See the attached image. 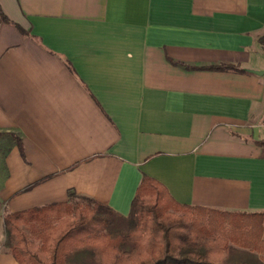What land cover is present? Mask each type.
I'll return each instance as SVG.
<instances>
[{
    "label": "crops",
    "instance_id": "crops-1",
    "mask_svg": "<svg viewBox=\"0 0 264 264\" xmlns=\"http://www.w3.org/2000/svg\"><path fill=\"white\" fill-rule=\"evenodd\" d=\"M0 6V264L6 213L73 193L128 214L144 173L264 211V0Z\"/></svg>",
    "mask_w": 264,
    "mask_h": 264
},
{
    "label": "trees",
    "instance_id": "trees-1",
    "mask_svg": "<svg viewBox=\"0 0 264 264\" xmlns=\"http://www.w3.org/2000/svg\"><path fill=\"white\" fill-rule=\"evenodd\" d=\"M141 179L128 214L73 193L10 211L3 245L20 264H264V211L181 203L161 180Z\"/></svg>",
    "mask_w": 264,
    "mask_h": 264
},
{
    "label": "rangeland",
    "instance_id": "rangeland-1",
    "mask_svg": "<svg viewBox=\"0 0 264 264\" xmlns=\"http://www.w3.org/2000/svg\"><path fill=\"white\" fill-rule=\"evenodd\" d=\"M0 179H1V177H0ZM81 200V199H80Z\"/></svg>",
    "mask_w": 264,
    "mask_h": 264
}]
</instances>
